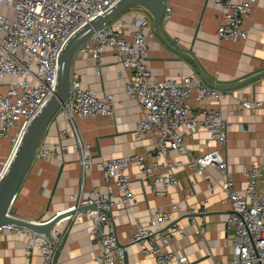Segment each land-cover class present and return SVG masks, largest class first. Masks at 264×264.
I'll use <instances>...</instances> for the list:
<instances>
[{
  "label": "built area",
  "instance_id": "1",
  "mask_svg": "<svg viewBox=\"0 0 264 264\" xmlns=\"http://www.w3.org/2000/svg\"><path fill=\"white\" fill-rule=\"evenodd\" d=\"M117 1L0 0V10L3 6L13 10V15L0 11V79L10 77L0 93V139L9 138L12 150L29 121L54 92L58 58L64 43L76 30L103 14ZM212 1L220 11L216 27L218 39H247L249 31L244 20L257 0ZM171 15L172 7L166 4L163 19L168 20ZM151 35L147 15L135 17L128 24L116 18L97 30L77 50V53L87 54L99 63L106 47L114 49L118 60L129 72L124 89L142 110V115L136 120L134 136L155 135V143L146 153L151 161L146 160V155L129 152L124 156L93 162L89 144L83 139L77 120L112 115L113 94L108 92L103 97H97L91 88L82 87L80 80L71 72L69 95L58 109L65 116L68 128L61 129L59 134H71L74 139L80 165V187L77 192L68 195L67 205L54 213L60 218L50 231L52 240L44 234L15 225L1 226L0 231L7 229L24 234L26 252L36 250L42 258L40 264H52L66 231L86 217L90 220L89 233L96 246L94 262L124 264L123 248L117 244L108 213L121 211L132 202L128 167L135 166L136 173L143 179L152 178L147 180L150 191L167 197V202L151 207L147 222L136 220L129 240L138 243L141 254L155 258L157 264H198L177 245L178 240L185 236L180 223L174 221L168 227L161 224L170 220L171 212L182 213L179 198L169 195L170 188L174 190L179 186L180 178L174 168L181 162L170 160L168 151L186 152L180 127L190 135L203 128L207 132L203 142L205 150L185 164L199 174L206 173L207 167L213 166L220 177H212L209 188L218 185L225 194L224 201L230 204L226 218V228L231 231L227 244L229 253L225 261L213 264H264V148L257 159L242 166L241 173L246 183L243 188H237L224 153L229 122L220 105L222 99L233 97L242 107L253 110L262 101L210 86L198 75L162 80L154 78L144 62ZM192 100L201 105L199 110L193 108ZM66 152V145L60 141L46 145L41 139L34 160L62 162ZM7 162L8 158L2 163L0 173ZM94 164L103 171L108 185L105 192L95 186L87 191L84 189L88 172ZM157 184H161L162 188L157 189ZM13 202L10 210H13ZM91 204H94L93 208L88 207ZM184 213L192 214L193 211L186 210ZM50 218L38 222H47Z\"/></svg>",
  "mask_w": 264,
  "mask_h": 264
},
{
  "label": "crops",
  "instance_id": "2",
  "mask_svg": "<svg viewBox=\"0 0 264 264\" xmlns=\"http://www.w3.org/2000/svg\"><path fill=\"white\" fill-rule=\"evenodd\" d=\"M163 1L165 5H171L172 15L168 20L162 16L159 33L154 28L150 13L140 6L132 5L117 17L127 24L138 16L149 17L152 35L148 38V53L144 62L154 78L162 80L198 75L203 81L206 79L213 84L227 86L259 74L235 88L223 89L250 100H261L259 107L253 110L244 108L233 97H226L220 103L229 122L224 151L228 169L236 187L243 188L246 179L241 173L242 166L257 159L264 148V0H257L250 15L245 18L244 25L249 33L248 38L241 41L218 39L216 27L220 11L212 0ZM0 11L13 15V10L5 6ZM128 73L111 47L104 49L99 63L80 52L73 59L72 74L80 80L82 87L91 88L99 98L108 92L113 94L112 115L81 117L77 120L94 163L129 152L146 155V160L151 161L146 153L153 147L155 135L134 136L136 120L142 115V110L124 89ZM9 79H0V93ZM191 104L196 110L201 107L194 100ZM65 128H68V122L57 111L41 139L46 145L60 141L66 145L67 152L62 162L33 160L13 202L12 208L17 215L47 220L67 205L70 193L78 191L81 182L78 155L71 134H59ZM179 131L183 133L186 152L172 149L167 157L181 162L174 168L180 178L179 186L174 190L170 188L169 195L179 198L183 214L171 212L170 220L161 226L168 227L174 221L180 223L185 236L178 240L177 245L191 260L198 264L223 262L229 253L227 244L231 231L226 228V218L230 204L224 201L225 194L218 185L209 188L212 183L210 179L219 178L220 174L213 166H208L206 173L199 174L185 164L193 156L204 152L203 142L207 132L199 128L190 135L183 127ZM11 151V140L0 139V170ZM136 172L135 166L128 167L133 199L121 211H112L111 227L118 242L125 245L128 264H157L155 258L143 256L139 244L129 238L135 229V221L147 222L150 208L166 204L167 197L154 195L147 185V180L151 181L152 178L143 179ZM88 173L84 189L87 191L95 186L105 192L108 185L102 169L94 164ZM156 187L162 188L161 184ZM115 194H118L116 190ZM186 210L193 213L185 214ZM89 229L90 220L86 217L69 227L62 238L55 264H96V246ZM25 240L26 236L22 233L7 229L0 231V264H40L42 258L36 250L26 252Z\"/></svg>",
  "mask_w": 264,
  "mask_h": 264
},
{
  "label": "water",
  "instance_id": "3",
  "mask_svg": "<svg viewBox=\"0 0 264 264\" xmlns=\"http://www.w3.org/2000/svg\"><path fill=\"white\" fill-rule=\"evenodd\" d=\"M132 5L140 6L150 13L153 19L154 28L156 32L159 33V24L165 8L163 0H118L103 14L96 16L76 30L64 43L58 58V73L54 92L29 121L19 141L14 147L6 167L0 173V227L6 225L25 227L34 232L44 234L52 240L50 231L60 218L59 215H54L47 222L42 223L38 222L36 219L21 217L13 210H10V207L30 166L33 163L36 149L44 131L54 114L58 111L61 104L69 95L72 62L78 48L97 30L115 20ZM258 75L259 74L252 75L227 86L213 84L208 82L206 79H203L208 85L223 90L235 88L249 80H252ZM88 207L93 208L94 204H91ZM108 216L111 217V214L108 213ZM117 244L123 248L124 264H128L125 245L119 243L118 240ZM57 256L58 252L54 257L52 264H55Z\"/></svg>",
  "mask_w": 264,
  "mask_h": 264
},
{
  "label": "bare ground",
  "instance_id": "4",
  "mask_svg": "<svg viewBox=\"0 0 264 264\" xmlns=\"http://www.w3.org/2000/svg\"><path fill=\"white\" fill-rule=\"evenodd\" d=\"M13 151V150H12ZM12 151H11V154H12ZM11 154H10V156H11ZM10 156H9V158H10ZM9 158H8V160H9Z\"/></svg>",
  "mask_w": 264,
  "mask_h": 264
}]
</instances>
